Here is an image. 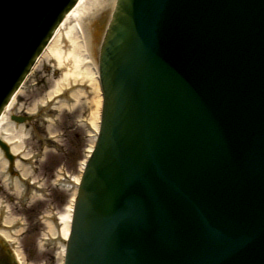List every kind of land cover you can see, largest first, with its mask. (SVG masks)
<instances>
[{"label":"water","instance_id":"water-1","mask_svg":"<svg viewBox=\"0 0 264 264\" xmlns=\"http://www.w3.org/2000/svg\"><path fill=\"white\" fill-rule=\"evenodd\" d=\"M76 1L0 0V114ZM114 3L63 264H264V0Z\"/></svg>","mask_w":264,"mask_h":264},{"label":"rangeland","instance_id":"rangeland-1","mask_svg":"<svg viewBox=\"0 0 264 264\" xmlns=\"http://www.w3.org/2000/svg\"><path fill=\"white\" fill-rule=\"evenodd\" d=\"M102 21L103 19H100V22ZM89 28L92 31L96 27L90 24ZM100 37L96 38V41H98ZM94 48H96V46ZM64 76V68H62V65H60L56 56H49L39 61L37 65L33 67L31 74L23 83L21 91L15 96V100L11 108L13 114L20 115L24 110L31 107L33 103L37 102L38 104L40 98L47 92L53 94V91L64 80ZM85 96L86 95L79 96L78 100L72 105L57 108V110L54 111L55 119L49 120L50 122L45 119L48 115L37 117V121L33 123L38 124V126L41 127V135L36 132L35 136L27 138L26 133H18L14 130V143H18L20 145V150L22 153H25V155L30 154L35 150L39 154L40 151H43L41 153L43 158L49 156V165L52 164L53 161L58 164L60 170L58 172L59 177L64 176L66 173L70 176H78L81 162L85 158L87 154L86 151L90 145L88 127L86 126V128H84L82 125H74V123H78L76 117L79 119L85 118L86 121H88L89 104L87 102L89 100L87 101ZM42 129H44L43 132ZM71 129H74L77 135H75V132ZM53 134L57 135L54 137L57 140L52 142L53 146L43 143L46 140V136ZM63 135L66 136L65 139H62ZM40 137L42 138V142L38 141ZM59 146H64L67 150L65 152L62 151V153L57 152L58 150L55 149ZM25 150L28 152H25ZM4 165V162L0 158V180L3 181V187L6 186ZM44 168L45 163L41 162L39 165L38 175L43 173ZM50 186L52 187L55 185L51 184ZM55 187H57L58 190L56 189L54 199L58 202V211L63 212L62 210L69 204L72 194L65 186L59 185ZM7 195L9 197L12 196L15 199L18 198V194L16 192ZM2 200H4V197L0 196V208H2V204H4ZM5 204L6 205L2 209L7 208L8 211L5 213L7 216L10 218L14 217V219L21 216L9 211L8 202H5ZM21 221H25V219H22ZM45 229L47 230L45 234H48L49 237V232L51 233L49 226ZM15 239L16 244L19 247V254L24 258L25 264H61L62 259L59 258V247L56 244L52 243L48 245L45 242H40L38 241V237L35 235H29L23 239H21V236H17ZM39 240L43 241L42 238H39Z\"/></svg>","mask_w":264,"mask_h":264},{"label":"bare ground","instance_id":"bare-ground-1","mask_svg":"<svg viewBox=\"0 0 264 264\" xmlns=\"http://www.w3.org/2000/svg\"><path fill=\"white\" fill-rule=\"evenodd\" d=\"M114 2L115 0H78L63 18L59 28L54 33L50 42L35 63L36 66L39 61L49 56H56L60 65L64 68V80L53 91V94H47L49 98L71 88L68 93V98H70L73 103L78 100L79 96L84 95H86L85 97L87 101L89 100L87 102L89 104V117L87 123L90 145L86 151L87 155L93 147L94 138L98 131L101 109V95L98 85V70L95 53L96 48L94 47L98 44L96 38L100 37L102 31L103 23H100V19H103L104 21L108 20ZM90 24L96 27L92 31L89 28ZM22 87L18 90L17 94L21 91ZM14 100L15 97L9 101L7 107L0 116V140L8 143L11 152L16 154L20 150V145L14 143L15 135L13 134V131L15 130L18 133H22L24 125L9 120V116L13 114L11 108ZM41 102L43 103L45 100L43 101L42 99ZM61 106H65L64 101H59L56 105L57 108ZM34 110L35 109H33V111ZM83 162L84 161H82L81 165H83ZM16 166L20 167V164L16 163ZM25 169L26 167L21 170L23 175H26L27 173ZM78 182L79 175L72 176L70 177L68 184L65 185L71 192L72 196L69 204L62 210L65 212L58 213L57 220H59V228H51V236H56L54 242L59 247L60 259L63 257L64 241L69 232L72 201ZM3 223L7 225L10 222L6 219ZM0 233L5 238H10V234L7 231L2 230ZM18 255L20 257V259L18 258L19 264H24L23 258L19 253Z\"/></svg>","mask_w":264,"mask_h":264},{"label":"flooded vegetation","instance_id":"flooded-vegetation-1","mask_svg":"<svg viewBox=\"0 0 264 264\" xmlns=\"http://www.w3.org/2000/svg\"><path fill=\"white\" fill-rule=\"evenodd\" d=\"M46 95V94H45ZM44 95V96H45ZM43 97V96H42ZM34 104V103H33ZM32 106V105H31ZM30 108V107H29ZM29 110V109H28ZM28 110H24L22 112V116H28L31 113ZM78 123H74V125H82L86 128V119L85 118H77ZM37 121V117L33 118L30 121H27L24 124V131L27 134V138H31L36 135V132L41 135L40 132L41 127L38 124L33 122ZM33 123V124H32ZM32 124V125H31ZM30 125L29 127H27ZM73 132L76 131L74 129ZM44 129H42V132ZM57 135H49L46 136V140L43 143L49 144L53 146V141L57 140L54 137ZM86 136V135H85ZM65 135L62 136V139H65ZM52 138V139H49ZM39 142H42V138L38 139ZM55 146V145H54ZM55 150L57 152L62 153L65 152L67 149L63 147H56ZM25 152H28L25 150ZM40 151V154L35 150L30 154H16L13 161V164H5V178H6V186L3 187V181L0 180V196L4 197V207L8 202L9 211L21 215L16 217V219L10 218L5 214L7 212L6 209L0 210V230H5L10 234H13L17 229H21V224L23 225V230L20 231L22 234V238L29 235H35L39 238L45 235L47 230L45 229L48 225L55 226L56 218L55 215L58 211V202L54 199V194L56 193V189L58 185V172L59 167L55 161L52 164H48L49 156L43 158ZM20 162V167L15 166L16 161ZM45 163V168L42 174H39V165ZM26 167V175H23L21 170ZM55 186H50V185ZM7 189V190H5ZM58 190V189H57ZM17 193L21 197L18 199L13 198L12 196H8L7 194ZM36 201V202H33ZM4 212V213H3ZM25 219V221H17V219ZM8 220L10 223L5 225L3 222ZM21 219V220H22ZM9 245L7 244V249L12 250V248H8ZM17 248V245L13 246Z\"/></svg>","mask_w":264,"mask_h":264}]
</instances>
